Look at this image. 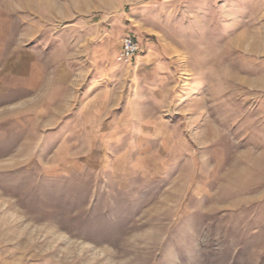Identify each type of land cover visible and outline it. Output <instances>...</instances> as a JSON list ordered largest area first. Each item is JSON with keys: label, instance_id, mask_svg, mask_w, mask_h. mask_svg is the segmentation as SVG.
<instances>
[{"label": "rangeland", "instance_id": "obj_1", "mask_svg": "<svg viewBox=\"0 0 264 264\" xmlns=\"http://www.w3.org/2000/svg\"><path fill=\"white\" fill-rule=\"evenodd\" d=\"M0 264H264V0H0Z\"/></svg>", "mask_w": 264, "mask_h": 264}, {"label": "built area", "instance_id": "obj_2", "mask_svg": "<svg viewBox=\"0 0 264 264\" xmlns=\"http://www.w3.org/2000/svg\"><path fill=\"white\" fill-rule=\"evenodd\" d=\"M121 46L119 61L125 64L131 63L138 52V45L131 36H125L121 40Z\"/></svg>", "mask_w": 264, "mask_h": 264}]
</instances>
